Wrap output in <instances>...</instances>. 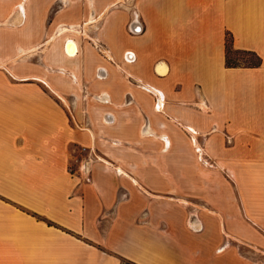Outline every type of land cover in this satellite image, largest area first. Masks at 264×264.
<instances>
[{"label":"crops","instance_id":"1","mask_svg":"<svg viewBox=\"0 0 264 264\" xmlns=\"http://www.w3.org/2000/svg\"><path fill=\"white\" fill-rule=\"evenodd\" d=\"M122 4L0 0V264H264L232 247L264 245V0ZM193 144L229 178L169 197Z\"/></svg>","mask_w":264,"mask_h":264},{"label":"rangeland","instance_id":"2","mask_svg":"<svg viewBox=\"0 0 264 264\" xmlns=\"http://www.w3.org/2000/svg\"><path fill=\"white\" fill-rule=\"evenodd\" d=\"M126 2L127 0H120V4L124 3L122 5L125 8H127ZM126 27H127L126 28L127 32H129L128 24ZM88 35L89 33L87 32V29L86 30L84 29V31H81V33L69 31L66 34H64L63 39H65L66 37L67 38L71 37L78 41L91 42V38ZM44 39L45 41H43L42 43H43V46L44 45L45 46L42 49L23 54V58L25 60H28V63L36 61L37 59L41 60L42 50H45L46 46L49 44V42H46V40H48L49 38L45 37ZM96 43L97 44L95 47L102 49V51H104L105 53V50L103 49L104 47H102V43H100L99 41H96ZM225 56L227 57V60L230 63H245V64L248 63L249 64V63H255L257 61L254 55L248 54L246 52L237 51L234 49H229L228 53ZM71 81H75V80L72 78ZM187 136L189 140H191L192 142V138L190 137V135L187 134ZM198 149L195 146V144H193L189 148L187 147L172 148L168 150L169 161L173 162V160L174 161L176 160L175 157H180V156L185 157V158L194 157L196 161V164L194 165H177L175 163H169L170 173H174V174L187 173L190 175L187 179H185L182 182L179 180H176V181L174 180L172 182H169L171 184V187H170L171 189L169 190V197L175 194L174 189L177 188L175 186L176 183L179 185L180 189H184L185 193L189 194V195H186L185 197V199L189 201H200V200L203 201L202 199L198 197L192 196L194 189L198 190L201 188V190L202 189L214 190V192L212 191L213 194H216L215 190L223 189L224 179L225 178L228 179L229 176L227 174L231 173L230 168H227L223 164V150L222 149H202L199 146H198ZM196 173H199V178L194 176ZM215 199H222V198H215ZM188 203H191V202H188ZM198 203H201V202H198ZM230 231L233 234L235 230L232 228ZM249 231L254 232V230H249ZM249 237H252V235L249 234ZM232 247H235L237 249L240 248V250L243 253L247 254L248 257L252 258L254 261H259L261 258H264L261 252L264 249V245L241 244L240 246L237 245V246H232ZM121 264H135V263H132L128 260L123 259L121 260Z\"/></svg>","mask_w":264,"mask_h":264},{"label":"bare ground","instance_id":"3","mask_svg":"<svg viewBox=\"0 0 264 264\" xmlns=\"http://www.w3.org/2000/svg\"><path fill=\"white\" fill-rule=\"evenodd\" d=\"M132 29L134 31V28H132ZM69 31L76 32V33H81L78 29H76L74 26H72V28L62 27L60 29V34H62L64 32H69ZM65 49H66V52H67V54L69 56H71V57L75 56V54L77 53V49H78V45H77L76 40L71 38V37H69L67 39V41L65 42Z\"/></svg>","mask_w":264,"mask_h":264},{"label":"trees","instance_id":"4","mask_svg":"<svg viewBox=\"0 0 264 264\" xmlns=\"http://www.w3.org/2000/svg\"><path fill=\"white\" fill-rule=\"evenodd\" d=\"M229 49H233V47H232L231 39L227 36V37H226V41H225V50H226V54L228 53ZM241 52H246V51H241ZM246 53H248V54H252V55H254V56L256 57V60H257V61H256L255 63H249L250 65L256 66V65L259 64L260 59H259V57H258L257 55H255L253 52H246ZM225 57H226V56H225ZM226 63H227L228 65H231V66H235V65H237V63H230V62L227 60V57H226Z\"/></svg>","mask_w":264,"mask_h":264}]
</instances>
